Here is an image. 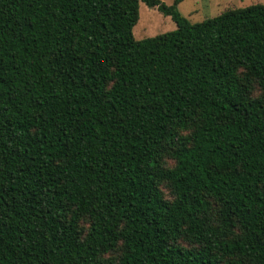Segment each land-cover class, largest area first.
I'll return each mask as SVG.
<instances>
[{
    "label": "trees",
    "instance_id": "16d2710c",
    "mask_svg": "<svg viewBox=\"0 0 264 264\" xmlns=\"http://www.w3.org/2000/svg\"><path fill=\"white\" fill-rule=\"evenodd\" d=\"M182 1L0 0V264H264V3Z\"/></svg>",
    "mask_w": 264,
    "mask_h": 264
},
{
    "label": "rangeland",
    "instance_id": "374dc122",
    "mask_svg": "<svg viewBox=\"0 0 264 264\" xmlns=\"http://www.w3.org/2000/svg\"><path fill=\"white\" fill-rule=\"evenodd\" d=\"M163 1L170 5L174 0ZM260 2L264 3V0H183L179 3L178 7L181 13L190 21L197 22L216 16L229 8ZM176 27L177 24L170 15H166L158 10V8L150 7L145 2L140 1V17L133 30L136 39H142L154 36L159 33H164L173 30ZM252 94L253 96H258L261 94V88L257 81L253 82ZM187 132L188 131L186 130L183 133ZM162 163L164 166L172 167L175 165L176 160L171 156H165L162 160ZM161 188L166 198H174L173 191L167 182H163L161 184ZM205 218L207 224L209 225L217 226L220 223V205L213 199L211 200V208L205 215ZM80 225L84 230H86L89 225V219L82 218L80 220ZM239 231V227L232 228V233H237ZM178 243L187 247L199 246L197 242L187 237L179 238ZM123 250V245L121 242H119L114 250L103 255V260H105L106 263L116 264L120 260Z\"/></svg>",
    "mask_w": 264,
    "mask_h": 264
}]
</instances>
